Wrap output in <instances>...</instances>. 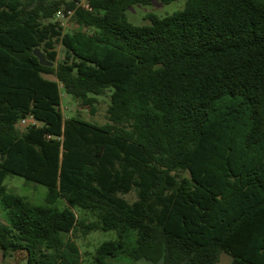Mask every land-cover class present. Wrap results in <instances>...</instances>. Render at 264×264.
Returning a JSON list of instances; mask_svg holds the SVG:
<instances>
[{
  "label": "trees",
  "instance_id": "16d2710c",
  "mask_svg": "<svg viewBox=\"0 0 264 264\" xmlns=\"http://www.w3.org/2000/svg\"><path fill=\"white\" fill-rule=\"evenodd\" d=\"M153 1L0 0V242L28 264H80L66 236L99 229L118 238L94 264H264V0L128 18ZM62 6L76 30L52 20ZM62 89L92 112L110 90L108 122L65 118ZM10 174L45 202L9 191Z\"/></svg>",
  "mask_w": 264,
  "mask_h": 264
},
{
  "label": "rangeland",
  "instance_id": "374dc122",
  "mask_svg": "<svg viewBox=\"0 0 264 264\" xmlns=\"http://www.w3.org/2000/svg\"><path fill=\"white\" fill-rule=\"evenodd\" d=\"M186 4V0H175L171 3H164L161 0H154L150 4H135L127 10L128 18L136 24H146L149 22L147 15L149 13H155L161 16L171 14L177 10L182 9ZM64 9V6L61 7ZM56 20V17L52 19ZM57 21V20H56ZM64 31H74L78 28V25L73 21L72 17L64 21L62 26ZM58 51L57 60L55 64H58L64 59L65 50L64 47L58 43L56 44ZM48 77L55 79L53 75ZM111 92L106 90L100 96H97L95 102V111L92 112L91 107L84 105L80 100L73 98L68 95L64 89H62V105L61 110L65 118L78 116L86 121L103 125L108 122L107 110L111 102ZM19 129H24L27 125H23L21 122L18 123ZM5 184L9 191L18 193L25 196L28 200L34 203H44L47 194V187L33 182L28 181L23 177L17 175H8ZM129 201H134L137 198L135 191L124 195ZM59 208L66 206L64 199H59L56 203ZM75 211L80 218L85 217L87 220H95L96 216L91 213L84 212L81 208L76 207ZM0 217L4 219L3 211L0 207ZM72 239L79 247L81 252V263L80 264H94V255L96 254L97 247L106 240H115L118 238L116 230H94L88 234H83L78 231L73 234L66 236V239ZM110 263L113 260H109ZM232 257L226 252H222L220 260L216 264H231ZM0 264H28V254L23 249L15 250L13 248H5L3 243L0 242ZM125 264H128L125 262ZM134 264H163L162 262L153 263L151 261L141 259L136 261Z\"/></svg>",
  "mask_w": 264,
  "mask_h": 264
},
{
  "label": "built area",
  "instance_id": "2783aa9c",
  "mask_svg": "<svg viewBox=\"0 0 264 264\" xmlns=\"http://www.w3.org/2000/svg\"><path fill=\"white\" fill-rule=\"evenodd\" d=\"M84 7L91 9L89 7V5L87 3H82ZM74 13V10L71 9H60L59 11H57L55 17L56 20L60 22V24L63 26L64 25V21L67 20L68 18H70ZM23 125H30V124H37V120L34 118L33 115H30L28 117L23 118L20 121Z\"/></svg>",
  "mask_w": 264,
  "mask_h": 264
},
{
  "label": "water",
  "instance_id": "95a60500",
  "mask_svg": "<svg viewBox=\"0 0 264 264\" xmlns=\"http://www.w3.org/2000/svg\"><path fill=\"white\" fill-rule=\"evenodd\" d=\"M34 55L39 58V61L42 65H53V62L47 59L45 53L40 48H36L34 50Z\"/></svg>",
  "mask_w": 264,
  "mask_h": 264
}]
</instances>
